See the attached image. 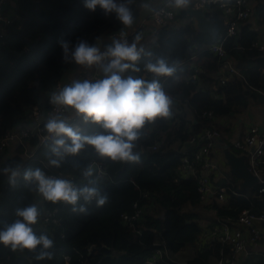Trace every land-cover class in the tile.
Returning a JSON list of instances; mask_svg holds the SVG:
<instances>
[{"label":"trees","instance_id":"obj_1","mask_svg":"<svg viewBox=\"0 0 264 264\" xmlns=\"http://www.w3.org/2000/svg\"><path fill=\"white\" fill-rule=\"evenodd\" d=\"M145 1L19 0L0 40V140L24 125L31 110L47 101L73 63L99 40L139 21ZM208 9L212 33L188 23L162 28L124 67L130 89L119 94L123 104L114 113L108 105L84 111L78 120L82 131L66 147L41 144L35 137L26 147L18 146L11 158L4 160L0 153V264H67L66 256L69 264H145L154 228L163 231L174 254L196 245L202 232L200 212L208 207L200 199L198 179H183L177 172L181 151L203 130L228 134L230 128L219 120L246 111L257 99L255 93L264 91V54L254 47L258 34L249 24L224 42L244 79L220 84L222 60L208 48L224 35L223 16L217 6ZM256 12L264 22V5ZM196 71L198 81L193 79ZM160 93L170 100L161 101ZM155 144L159 150L149 151ZM92 161L104 167L106 178L88 182L83 172ZM44 173L87 183L70 193L52 189L41 199L38 184ZM135 204L145 211L131 228L122 215H133ZM54 208L59 223L42 227V215ZM211 209L222 219H236L245 209L263 212L264 202L240 195L224 205L214 202ZM32 214L37 230L21 229L18 221H28ZM220 250L217 243L197 249L188 264H210ZM249 264H264V258Z\"/></svg>","mask_w":264,"mask_h":264},{"label":"built area","instance_id":"obj_2","mask_svg":"<svg viewBox=\"0 0 264 264\" xmlns=\"http://www.w3.org/2000/svg\"><path fill=\"white\" fill-rule=\"evenodd\" d=\"M10 0H0V40L3 39L7 33L8 28L13 22L14 17L6 15V5ZM253 0H195L192 6L186 7L184 0H167L165 3L157 7L153 13V23L160 31L162 28L174 23H179L181 27L185 24L196 25V19L193 16L188 15L187 11L190 9L205 11L210 6H217L223 14L224 23V35L220 36L217 43L210 46L208 49L218 58L222 60L220 68L219 81L221 85H225L231 79L242 78L244 79L242 71L237 68L234 63L229 59L223 61L227 57L226 50L224 48V42L228 38L238 36L240 26L243 22L251 20L254 13L252 9ZM186 12V14H184ZM109 41H119V47L126 42V35L123 31L112 33L109 36ZM119 47H113L109 50H103L97 57L99 65L105 61L109 55H114ZM254 47L259 49L264 54V43L256 41ZM94 55V50L88 51L84 54V58ZM79 60V59H78ZM152 69V67H149ZM199 71H196V75L193 77L195 81H198ZM264 75V70H263ZM101 83V77L97 73H87L82 78V83L77 87V91L82 90V87H88L89 85H98ZM114 87L120 86L122 93L128 92L130 85L128 82L120 83L115 81ZM61 89L57 84L53 92H57ZM264 95V91H257ZM77 92L68 91L69 97H74ZM164 93L159 94V99H162ZM123 97L112 93L109 90H97L94 93L95 106L108 105L112 109L110 112L116 110L121 106ZM69 108L65 104L60 103L53 95L49 96L47 101L41 106L34 107L29 115V118L24 125L19 126L11 131H8L6 135L0 140V153L4 158V155L10 151L14 145L27 146L30 139L38 137L41 144L48 142L58 143L63 142L66 138H59L58 132H64L70 127L75 126V119L67 118L69 114ZM209 118H213L211 113L206 114ZM33 121L34 126L28 123ZM62 122L68 125L66 128H62ZM44 125L52 126L51 131H46ZM77 129H79L77 127ZM76 129V130H77ZM78 132V130L76 131ZM222 138V134L218 131L211 129L203 130L201 133L195 134L190 138L188 144L195 146L193 151H185L181 159V165L177 172L183 179H190L196 177L198 179V192L202 203L206 204L208 195L214 193L217 195V199L220 202L228 201L232 196H240V194L232 188L221 187L215 188L212 185V176L219 170L217 163L211 159L212 148L216 145L217 141ZM235 150L243 153L247 158V163L251 173L258 179L256 186V197L264 202V133L260 132L258 127L252 126L246 136L233 143ZM160 144H155L149 148V151H158ZM32 155H28L31 158ZM84 175L87 177L88 182L99 179H104L107 176V172L104 167L97 161H92L84 169ZM87 182L79 181L74 176H61L58 174L44 173L42 174V181L38 184V195L41 198L42 195L48 193L52 189H57L63 192L80 191ZM79 192V196L81 197ZM42 199V198H41ZM93 194L89 195V200H94ZM135 213L133 215L123 214L122 221L124 225L129 227H135V224L143 219L144 209L140 208L138 204L134 205ZM58 210L54 208L52 212H46L42 215L41 226L47 227L50 223L58 224L59 220L56 218ZM221 218V217H220ZM222 223L212 228L205 227L198 238L193 250L206 249L213 243L221 244L220 254L214 260L213 264H248L246 258L249 257L247 246L250 244H257L264 241V231H262L257 224H261L264 227V211L260 213L253 212L252 210L245 209L240 212L236 219L227 218L222 219ZM36 214H32L28 221L20 219L18 226L21 229H28L35 232L37 230ZM39 223V222H38ZM135 233L142 235L141 228H135ZM154 241L153 249L146 256L145 264H188L187 260H180L176 254L171 252L163 235V231L154 228ZM65 260L69 264L71 258L66 256Z\"/></svg>","mask_w":264,"mask_h":264},{"label":"crops","instance_id":"obj_3","mask_svg":"<svg viewBox=\"0 0 264 264\" xmlns=\"http://www.w3.org/2000/svg\"><path fill=\"white\" fill-rule=\"evenodd\" d=\"M167 0H146L143 5H151L152 13L148 14L147 21L140 20L132 25H127L122 30L126 35V42L123 43L114 55H109L106 57L105 61L101 65L97 62V57L99 53L103 49V43L106 40H110L109 37L105 39H101L98 41L96 48L94 49V55L83 57L79 60H76L71 68L66 72L62 81H60L59 85L61 89L57 92L49 93V96L53 95L60 103L65 104L69 108V114L67 118L75 119V126L77 127H70L65 134L71 138H66L67 145L76 137L78 134L81 133L82 129L78 124V120L80 117L83 116L84 111H86L91 106H95L94 104V93L97 90H109L112 93L119 95L123 91L120 86L114 87L113 83L118 81L120 83H126L128 81L125 80L123 75L124 67L129 63L130 59L133 57L132 52H139L141 49L147 48L151 43H153L159 31L155 24L153 23V13L156 11L157 7L161 4L165 3ZM195 0H184V4L186 7L192 6ZM252 9L254 11L251 20L243 22L240 26V29L243 25L249 24L252 26V29L255 30L258 34L257 40L261 43H264V22H260L258 20V15L256 12V7L258 5H264V0H253L252 1ZM19 0H10L7 2L6 5V15L9 17H14L16 15V11L18 9ZM205 14L209 12V9L204 11ZM223 16V14H222ZM169 26H178L181 25L179 23H174ZM196 26V25H195ZM197 28V27H196ZM239 29V31H240ZM219 41V39H218ZM112 42V41H111ZM119 42V41H114ZM98 54V55H97ZM228 56V55H227ZM151 67V66H149ZM148 70L151 71V69ZM87 73H97L101 77V83L98 85H89L88 87H82L79 92L76 90L79 85L82 83V78ZM130 85V84H129ZM68 91L77 92L74 97H69L67 95ZM125 93V92H124ZM127 93V92H126ZM170 100L168 95H163L161 101L167 102ZM123 102L121 103V105ZM116 111V110H115ZM113 111L112 113H114ZM219 122L230 128V132L226 135H223L222 138L217 141L216 145L212 148L211 152V159L213 162L217 163L219 166V170L212 176V185L215 188L227 187L236 190L240 195H244L247 198H257L255 194L254 187H245L244 181L239 179L238 177L232 175L231 168L228 166V163L225 159V153L230 151L232 153L237 154V156H245L243 153L237 151L233 147V143L237 140L243 139L246 134L249 132L250 127L256 126L260 130V132L264 133V101H260L257 99H252L250 101L249 108L235 116L234 118H223L220 119ZM31 126H34L35 123L30 121L28 123ZM62 128L68 127L65 125V122H62ZM75 128L78 130L75 134H73ZM195 135V134H194ZM58 144H62L61 141ZM65 145L64 147H66ZM193 147L194 149H192ZM16 148L18 145H14L10 151H8L4 155V160L11 158L15 155ZM195 150V146L190 144L184 145V150L181 151L184 154L185 151H193ZM154 152V151H151ZM29 153V152H28ZM248 164V163H247ZM249 166V165H248ZM245 194H244V193ZM232 197V196H231ZM228 199V201L231 199ZM259 199V198H257ZM260 200V199H259ZM228 201L220 202L217 199V195L214 193L208 195L207 203L204 204L206 207L205 210L201 211L203 219L201 220V229L205 227H214L222 223L220 217L216 215L214 209H211V206L214 202L218 204L224 205ZM38 224V222H37ZM257 226L264 231V227L261 224H257ZM247 251L249 253V257L246 258L247 263H251L252 261L256 260L257 258H264V241L257 244H250L247 246ZM197 250H193L191 247H187L183 249L180 253L176 254L180 260H187L188 263L194 260L196 257ZM216 258H211L209 263H214Z\"/></svg>","mask_w":264,"mask_h":264},{"label":"water","instance_id":"obj_4","mask_svg":"<svg viewBox=\"0 0 264 264\" xmlns=\"http://www.w3.org/2000/svg\"><path fill=\"white\" fill-rule=\"evenodd\" d=\"M152 13L151 5H143L140 11V18L145 23H148L147 16L148 14ZM188 15L195 17L196 19V27L199 31L203 33H212L214 31V27L212 21L206 17L204 11L201 10H194L190 9L187 11ZM30 46H33V43L28 42ZM113 47H119V42H111V41H104L103 49L109 50ZM103 51V50H102ZM137 52H132V54H136ZM230 56H227L223 61L229 60ZM255 96L260 100L264 101V95L261 93L256 92ZM225 159L228 163V166L231 168L232 175L242 179L244 181L245 187H254L258 179L251 173L249 166L247 164L246 156H237V154L227 151L225 153ZM4 187L2 185L1 189Z\"/></svg>","mask_w":264,"mask_h":264},{"label":"bare ground","instance_id":"obj_5","mask_svg":"<svg viewBox=\"0 0 264 264\" xmlns=\"http://www.w3.org/2000/svg\"><path fill=\"white\" fill-rule=\"evenodd\" d=\"M74 131V133L73 134H75L76 133V129L75 128H72ZM69 129H67V130H65L64 132H58L57 133V136L59 137V138H63V137H66V138H71V137H69V136H66V132L68 131Z\"/></svg>","mask_w":264,"mask_h":264},{"label":"rangeland","instance_id":"obj_6","mask_svg":"<svg viewBox=\"0 0 264 264\" xmlns=\"http://www.w3.org/2000/svg\"><path fill=\"white\" fill-rule=\"evenodd\" d=\"M67 143H68L67 141H63L62 144H60V145L65 146V145H67ZM193 247H194V246H193ZM212 264H213V263H212Z\"/></svg>","mask_w":264,"mask_h":264}]
</instances>
